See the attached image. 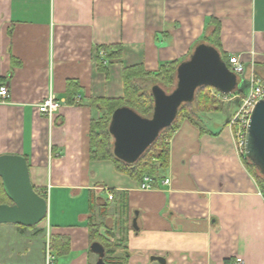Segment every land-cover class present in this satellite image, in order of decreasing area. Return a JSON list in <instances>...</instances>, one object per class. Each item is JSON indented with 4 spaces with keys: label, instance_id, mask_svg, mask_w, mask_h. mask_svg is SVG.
<instances>
[{
    "label": "crops",
    "instance_id": "obj_1",
    "mask_svg": "<svg viewBox=\"0 0 264 264\" xmlns=\"http://www.w3.org/2000/svg\"><path fill=\"white\" fill-rule=\"evenodd\" d=\"M211 19L222 51L245 67L238 80H264V0H0V85L9 89L8 99L0 97V154L26 158L30 181L47 200L48 236L69 239L62 255L42 245L38 257H26L23 226L0 224V254L6 240L18 243L0 264H95L89 219L116 245L105 253L108 264H160L151 256L165 264L236 257L264 264V195L228 125L240 99L203 114L204 132L184 118L169 139L168 167L150 189L109 160L89 159L90 121L101 116L89 101L121 97L124 67L154 72L186 60ZM113 43L122 53L106 62V74L95 55ZM69 81L78 88L73 104L66 103ZM49 94L60 103L52 118L36 110Z\"/></svg>",
    "mask_w": 264,
    "mask_h": 264
},
{
    "label": "water",
    "instance_id": "obj_2",
    "mask_svg": "<svg viewBox=\"0 0 264 264\" xmlns=\"http://www.w3.org/2000/svg\"><path fill=\"white\" fill-rule=\"evenodd\" d=\"M238 85L237 75L226 66L219 52L205 43L197 44L190 56L177 65L176 81L171 91L166 92L159 85L151 87V117H142L127 106L113 111L109 132L114 154L126 162L138 160L160 131L172 124L180 105L194 99L198 88L210 86L223 94H230ZM243 154L264 179V95L249 116ZM0 179L10 201L0 204V224L33 227L45 219L47 200L33 187L23 155L0 154ZM133 226L136 228L135 220ZM89 250L97 256L95 264H107L101 243H90ZM150 259L165 264L163 257L151 256Z\"/></svg>",
    "mask_w": 264,
    "mask_h": 264
},
{
    "label": "trees",
    "instance_id": "obj_3",
    "mask_svg": "<svg viewBox=\"0 0 264 264\" xmlns=\"http://www.w3.org/2000/svg\"><path fill=\"white\" fill-rule=\"evenodd\" d=\"M208 25L210 26V33L208 36H203L202 41L199 43H205L217 50L226 66L231 70L228 57L221 48L219 24L217 20L211 19ZM98 50H101L103 55L98 53ZM121 53L122 45L120 43L97 47L95 55L97 69L104 71L107 74L108 68L106 62L119 59ZM178 64L177 61L163 62L154 72L145 70L142 64L124 67L121 73L123 85V95L121 97L92 98L89 101L91 107L101 112V116L92 119L89 125V159L91 161L109 160L113 163L117 172L128 175L139 184L142 182L144 176H149L151 178V186L155 187L157 185L161 178V171L168 167L169 139L179 127L180 122L186 118L196 125L201 132H204L205 129L202 115L210 112H218L222 109L221 101L209 94L208 90L212 87L203 86L198 88L194 99L191 102L181 104L172 124L160 131L155 141L148 147L141 157L134 162H126L114 154L113 140L109 132V123L113 111L122 106H127L135 110L142 117H151L153 111L151 87L153 85H159L168 92L175 84L176 68ZM246 85V81H239V85L233 92L237 95L236 98L240 99L244 95ZM77 91L78 88L75 81L67 82V104H73L74 96L77 94ZM241 156L248 169L253 174L261 193L264 195V179L261 173L248 160V158L244 156V154H241ZM255 171H258L259 174H256ZM41 195L45 197L43 194ZM1 203H10V201L5 195L0 179V204ZM87 226L90 243L94 241L101 243L105 248L106 254L109 252L110 248L116 246L114 242H109L99 235L98 232L101 227L100 223H95L89 219ZM68 245L69 239L67 236H49V252H54L56 255H62L67 251L69 247ZM104 260L108 264L107 255L104 256Z\"/></svg>",
    "mask_w": 264,
    "mask_h": 264
},
{
    "label": "built area",
    "instance_id": "obj_4",
    "mask_svg": "<svg viewBox=\"0 0 264 264\" xmlns=\"http://www.w3.org/2000/svg\"><path fill=\"white\" fill-rule=\"evenodd\" d=\"M102 55L103 52L100 51ZM228 62L231 68V71L237 76L242 77L245 73V67L243 63L237 56H230ZM243 81V80H242ZM246 90L244 95L240 98V105L231 118L228 121V125L232 128L233 137L236 143V146L241 154H243L244 142H245V133L246 127L249 120L251 111L258 100H260L264 95V80L252 74L246 80ZM217 94L223 101H229L237 97L236 94H223L217 91ZM0 97L2 99L9 98V89L6 85H0ZM60 103L50 94L44 97L37 105L36 110L39 114L52 118L55 113L59 110ZM169 179H163V183L167 184ZM151 178L149 176H144L142 182L140 183L141 189H150ZM108 198L111 199L112 195L109 194ZM48 257V253H47ZM242 257H236L232 264H242Z\"/></svg>",
    "mask_w": 264,
    "mask_h": 264
},
{
    "label": "rangeland",
    "instance_id": "obj_5",
    "mask_svg": "<svg viewBox=\"0 0 264 264\" xmlns=\"http://www.w3.org/2000/svg\"><path fill=\"white\" fill-rule=\"evenodd\" d=\"M173 87L169 91H171L173 89ZM208 91H209V94L211 96H213L217 100L221 101L222 108H223L224 103H226L227 101H223L221 99V97H219V95L217 94V90H215L214 88H210ZM255 172H256V174H259L258 171H255ZM50 220H51V216H50V213L48 211L46 218L39 225H36L34 227H22V226H20V227L24 228V231H25V237L27 239V240H25L26 245H30L29 253L26 255V257H28L29 255H31V256L36 255V257H38L39 253H40V247L42 245H48L50 235L48 236V230L47 229H48V227H50ZM17 226H19V225H17ZM20 242H22V241H20ZM8 245H18V243L17 242L12 243V241L6 240L4 248L2 247L3 252L0 254V261L1 262H5L7 260H12V258L14 257V253L9 257V255L11 254L10 251H11L12 247L10 248V247H8ZM46 256H47V253H46ZM20 259H23V258L20 257Z\"/></svg>",
    "mask_w": 264,
    "mask_h": 264
}]
</instances>
